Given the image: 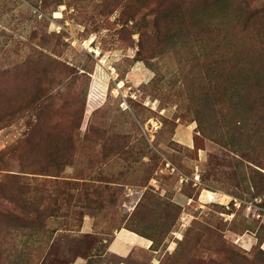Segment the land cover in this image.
Returning <instances> with one entry per match:
<instances>
[{
    "label": "rangeland",
    "instance_id": "obj_1",
    "mask_svg": "<svg viewBox=\"0 0 264 264\" xmlns=\"http://www.w3.org/2000/svg\"><path fill=\"white\" fill-rule=\"evenodd\" d=\"M121 229L264 264V0H0V264H120Z\"/></svg>",
    "mask_w": 264,
    "mask_h": 264
},
{
    "label": "crops",
    "instance_id": "obj_2",
    "mask_svg": "<svg viewBox=\"0 0 264 264\" xmlns=\"http://www.w3.org/2000/svg\"><path fill=\"white\" fill-rule=\"evenodd\" d=\"M136 235V236H134ZM151 242L126 229L119 230L108 243L107 253L122 258L120 264H130L126 261L136 250L146 251L150 249ZM70 264H90L84 257L75 259ZM93 264V263H91Z\"/></svg>",
    "mask_w": 264,
    "mask_h": 264
},
{
    "label": "bare ground",
    "instance_id": "obj_3",
    "mask_svg": "<svg viewBox=\"0 0 264 264\" xmlns=\"http://www.w3.org/2000/svg\"><path fill=\"white\" fill-rule=\"evenodd\" d=\"M203 198H206L208 200H214V201H219L221 203H225L227 202L230 198L226 195H221L219 193H213V192H210V191H204L203 192ZM136 236V235H134ZM137 237V236H136Z\"/></svg>",
    "mask_w": 264,
    "mask_h": 264
},
{
    "label": "built area",
    "instance_id": "obj_4",
    "mask_svg": "<svg viewBox=\"0 0 264 264\" xmlns=\"http://www.w3.org/2000/svg\"><path fill=\"white\" fill-rule=\"evenodd\" d=\"M201 197H202V195H201ZM202 201H203L204 203H210V202H211L210 200H208V199H206V198H202Z\"/></svg>",
    "mask_w": 264,
    "mask_h": 264
}]
</instances>
